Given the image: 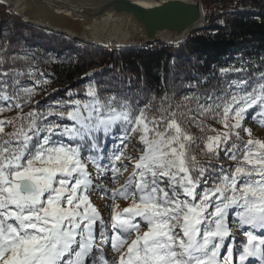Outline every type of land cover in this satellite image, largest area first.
Listing matches in <instances>:
<instances>
[{"label": "snow or ice", "instance_id": "1", "mask_svg": "<svg viewBox=\"0 0 264 264\" xmlns=\"http://www.w3.org/2000/svg\"><path fill=\"white\" fill-rule=\"evenodd\" d=\"M3 64L0 56V113L18 112L0 120V264H264V140L243 125L255 109L252 118L264 127V72L221 68L222 76L245 75L175 106L166 94L143 106L116 93L101 98L89 83L85 99L67 90V99L36 101L24 113L37 89L21 78L41 87L49 80ZM117 128L122 147L103 164L102 141ZM134 139L137 156L126 151ZM221 152L228 167L201 163ZM129 167L123 184L104 187L102 177L118 184ZM94 193L111 201L107 221ZM119 200L129 203L121 208Z\"/></svg>", "mask_w": 264, "mask_h": 264}, {"label": "trees", "instance_id": "2", "mask_svg": "<svg viewBox=\"0 0 264 264\" xmlns=\"http://www.w3.org/2000/svg\"><path fill=\"white\" fill-rule=\"evenodd\" d=\"M215 5L214 12L205 14L208 28L195 32L183 44L125 49L85 45L27 25L0 4V56L4 69L31 67L37 79L49 80L41 87L27 74L21 78L22 85L37 89L32 105L25 106L23 112L30 111L38 100L46 107L67 99V90L85 99L89 83L98 88L101 98L116 93L143 106L153 96L158 104L166 94L175 106L185 95H207L213 89L219 93L225 80L245 75L232 72L222 76L221 68L243 66L248 77L264 72V0H220V4L217 0ZM12 57L17 58L15 62ZM45 95L48 97L42 100ZM3 103L6 107L7 102ZM184 122L194 136L201 135L193 124ZM207 123L218 127L211 120ZM119 132L117 128L112 137ZM219 161H227L220 164L224 167L233 163L223 152L219 160L201 159L204 165L216 166Z\"/></svg>", "mask_w": 264, "mask_h": 264}, {"label": "water", "instance_id": "3", "mask_svg": "<svg viewBox=\"0 0 264 264\" xmlns=\"http://www.w3.org/2000/svg\"><path fill=\"white\" fill-rule=\"evenodd\" d=\"M25 24L98 47L178 46L206 27L196 0H0Z\"/></svg>", "mask_w": 264, "mask_h": 264}, {"label": "rangeland", "instance_id": "4", "mask_svg": "<svg viewBox=\"0 0 264 264\" xmlns=\"http://www.w3.org/2000/svg\"><path fill=\"white\" fill-rule=\"evenodd\" d=\"M206 15H208V14H206ZM207 22H208V18H206V23ZM36 28H38V27H36ZM39 29H41V28H39ZM50 33H52V32H50ZM60 36H63V35H60ZM78 43H80V42H78ZM81 44H84V43H81ZM85 45H89V44H85ZM91 46H95V45H91ZM107 48H111V47H107ZM113 48H117V47H113ZM47 97L48 96L45 95L44 97H42V100H45ZM177 102L179 103V101H177ZM34 104H35V102H34ZM253 111H255V109L249 110V113L247 114L246 119L243 121V125H244L245 128H248V129L251 130L252 135L255 138H258L260 140H264V127H260V126L257 125L256 122H254V120L252 118V112ZM27 112L28 111H26L24 113H27ZM16 115H17V112L16 111L15 112H12V113L11 112L10 113H4L2 116H0V120L12 119V118L16 117ZM182 122L184 123V126L186 127V122H184V121H182ZM212 126L213 127H216L214 125H212ZM217 128H220V125H218ZM187 129H188V127H187ZM120 134H121V132H119V134L116 137L113 138L112 136H110V137H107L108 141H107V139L105 140V143L107 144V146H104V147L102 146V149H103L105 158L101 161V163H103V164L109 163L110 161L108 160V156H110L111 153L115 149H119V148L122 147V145L120 143V140L118 139V137L120 136ZM241 134L245 136V139L247 138L246 134H244V133H241ZM129 144L131 146L129 147V149H127V153H129V154L131 153L130 155H132V156H137L139 154L138 151H137V149H139V147H140L139 144L137 143V141L135 139L133 141H131V143H129ZM226 162L227 161H225V162H220L219 161L218 162V165H216V167L217 166H223L224 163H226ZM123 163L127 164V163H129V161L124 160ZM220 164H223V165H220ZM89 171L93 173V176H95V170L91 167V165H89ZM131 172H132V168L129 167L128 170L126 172H124L123 176L120 177V180H119V183L118 184H114V183L110 182L109 180H107L104 177H102L101 180L104 181V187L106 189L118 188L120 186V184H123V182L127 179L128 175ZM96 182H99V181H96ZM91 198H92V201H93L94 205L101 211L102 215L104 216L105 220L107 221L109 219L110 209L108 207H106V206L109 205L111 203V201L108 200L107 198L102 197L101 195L95 194V193L92 194V197ZM117 202L120 204L121 208L127 206V203H129V202H125L123 200H119ZM231 227H232L233 232L235 234L236 240L237 241H245L246 242V237L243 236V234L241 233V231L236 228L235 224H231ZM103 251H104L107 259L109 261H111L112 258H113V253L111 252L110 248L105 247L103 249ZM96 255L98 257L99 256V253H96ZM257 262L258 261L256 259H254V261H252L251 263H255L256 264ZM97 264H99V260L97 261ZM257 264H259V262Z\"/></svg>", "mask_w": 264, "mask_h": 264}, {"label": "bare ground", "instance_id": "5", "mask_svg": "<svg viewBox=\"0 0 264 264\" xmlns=\"http://www.w3.org/2000/svg\"><path fill=\"white\" fill-rule=\"evenodd\" d=\"M216 1L217 0H214V2H212V5H215L216 4ZM199 5H200V9L202 11V13L204 14H209V9L207 7V0H199ZM207 23H206V27H207ZM205 27V28H206ZM254 258H249L250 261H252ZM248 263V262H247ZM246 263V264H247Z\"/></svg>", "mask_w": 264, "mask_h": 264}, {"label": "built area", "instance_id": "6", "mask_svg": "<svg viewBox=\"0 0 264 264\" xmlns=\"http://www.w3.org/2000/svg\"><path fill=\"white\" fill-rule=\"evenodd\" d=\"M196 1L199 2V0H196ZM219 4H220V0H219ZM214 6L216 5H212V3H208V0H207V7L209 9V13L214 12Z\"/></svg>", "mask_w": 264, "mask_h": 264}]
</instances>
